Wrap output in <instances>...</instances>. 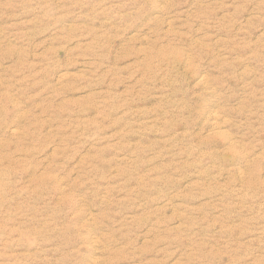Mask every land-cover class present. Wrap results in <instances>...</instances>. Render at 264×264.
Segmentation results:
<instances>
[{
    "label": "rangeland",
    "instance_id": "rangeland-1",
    "mask_svg": "<svg viewBox=\"0 0 264 264\" xmlns=\"http://www.w3.org/2000/svg\"><path fill=\"white\" fill-rule=\"evenodd\" d=\"M0 264H264V0H0Z\"/></svg>",
    "mask_w": 264,
    "mask_h": 264
}]
</instances>
